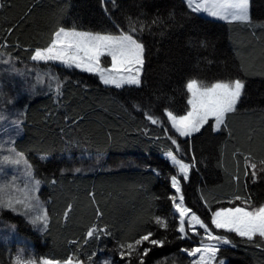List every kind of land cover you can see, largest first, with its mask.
<instances>
[{
  "label": "trees",
  "instance_id": "obj_1",
  "mask_svg": "<svg viewBox=\"0 0 264 264\" xmlns=\"http://www.w3.org/2000/svg\"><path fill=\"white\" fill-rule=\"evenodd\" d=\"M0 4V55L18 68L32 66L54 76L43 85L30 78L34 91L30 94L25 77L4 74L0 90L2 113L11 108L20 127L13 147L28 159L42 185L39 197L48 226L39 233L10 211L2 218L37 257L100 264L107 256L112 264H138V253L128 256L120 246L153 232V239L166 238V243L138 246L151 248L144 264H189L184 249L192 244L177 238L179 222L170 199L175 190L169 178L177 173L163 159L169 150L176 154L167 138L172 135L183 149L178 158L195 165L189 180H182L185 205L205 223L211 225L213 211L241 202L236 196L249 198L255 206L264 204V172L256 181L250 170L247 177L244 174V156L257 165L264 160V0H251L250 23L210 20L191 13L184 0H115L114 5L104 0H0ZM117 26L123 30L135 26L134 36L145 45L139 87L114 89L96 75L32 62L35 50L47 47L59 27L116 33ZM193 78L205 84L240 79L245 87L237 111L228 115L219 132L209 123L184 139L171 131L166 114H187L186 82ZM145 113L159 117L163 126L151 124ZM84 156L103 159L88 170L89 160L85 166L79 162ZM127 164L135 168H123ZM237 175L238 182L233 179ZM156 218L165 220L168 229L157 225ZM92 227L108 234L88 238ZM225 235L236 246L221 248L219 259L226 264H264V243L257 247ZM16 248L0 245V264H13ZM121 251L126 253L123 258Z\"/></svg>",
  "mask_w": 264,
  "mask_h": 264
},
{
  "label": "snow or ice",
  "instance_id": "obj_2",
  "mask_svg": "<svg viewBox=\"0 0 264 264\" xmlns=\"http://www.w3.org/2000/svg\"><path fill=\"white\" fill-rule=\"evenodd\" d=\"M106 3L114 5L115 0H106ZM186 6L191 13H206L209 17L221 21L250 23V0H186ZM0 7L3 5L0 4ZM136 31L135 26H131L128 30L120 29L117 26L116 33L59 27L54 32L49 45L43 49L35 50L31 59L44 63L56 62L67 68H75L85 73L94 74L102 84L116 89L132 85L139 87L145 64V45L138 37L134 36ZM3 43L6 44V41ZM202 46H206V44L202 43ZM105 57L109 59L102 62V58ZM3 62L9 63L10 61L4 59ZM244 87V82L240 79L217 81L210 84L198 82L194 78L190 79L186 82V91L190 94V98L187 100V104L191 106L190 110L185 115H174L172 111H167V121L170 122L175 133L179 134V137H191L193 133L200 132L209 123V120L213 121L214 130L220 131L222 126H226L228 115L237 111V105L243 95ZM56 92L57 94L60 92L59 84H57ZM136 107L139 109V106ZM145 115L151 124L163 126L159 117L148 113ZM167 138L175 146L176 152L174 154L172 150H169L165 155L177 169V174H173L169 178L170 187L175 190V194L171 195L170 199L174 204V213H178L179 223L175 230L180 233V236L177 238H190V234L201 237L198 246L184 249L189 257H195L191 264H223L222 261H217V253L221 250V246L231 245L235 247L236 245L229 236L209 228V225L195 211L185 205L182 180L187 181L189 179L190 171L195 165L191 162L185 163L178 158L183 149L174 135ZM15 156L16 158L11 159L10 162L20 164L23 161V155L15 153ZM192 160H195L194 156ZM244 162L245 177L249 175L250 170L253 181H255L259 172H264V160L260 161L259 172L257 163L252 162L250 156H244ZM153 172L156 173L158 170L153 169ZM233 179L238 182L239 176H234ZM38 187L39 181H35L32 190H26L25 194L17 199L0 195V208L7 207L12 211H19L20 209L16 205L20 204L23 209H31L34 206L42 209V205L35 195ZM2 191L0 189V192ZM235 199L241 201V206L227 207L213 212L210 222L214 225L215 230L235 234L236 237H240L246 242H255L256 246L259 247L261 243H264V205L253 206L250 199L246 197L236 196ZM68 210L70 211V208ZM65 215H67V211ZM97 215L102 216V213L97 210ZM31 223L42 225L43 229H47V212L42 210L39 215L31 219ZM155 223L164 229H168L167 222L161 218H156ZM197 226L203 231L199 232ZM100 233L108 234L106 229L92 227L86 235L88 238H92ZM154 235L153 232H147L134 243L120 247L126 248L128 256L137 252L138 264H144L143 257L148 255L151 248L138 250V246L147 243L152 246L163 247L166 243V238L153 239ZM125 255V251L120 252L122 258ZM17 264H21L19 259ZM27 264H35V261L29 260ZM42 264H60V262L45 259ZM64 264H74V261L69 258L64 261ZM76 264H82V262L77 260ZM100 264H107V262L101 261ZM126 264H130V262H126Z\"/></svg>",
  "mask_w": 264,
  "mask_h": 264
},
{
  "label": "rangeland",
  "instance_id": "obj_3",
  "mask_svg": "<svg viewBox=\"0 0 264 264\" xmlns=\"http://www.w3.org/2000/svg\"><path fill=\"white\" fill-rule=\"evenodd\" d=\"M104 2H106V0H104ZM250 15H251V0H250ZM4 59H7V58L4 57L3 55H0V90L3 88V85H2L3 81L2 80H4V74L5 75L7 74L6 76H8V77L13 76V75H15L17 77H25V79H27L28 81L31 78L34 81L36 80L37 84H40V83L42 84L43 81L50 82L51 80L52 81L54 80L53 79L54 76L52 74H50V73L49 74L38 73V69L36 67L25 66L24 68H22V67L18 68L9 59H8L10 61L9 63H4L3 62ZM108 59L109 58H107V57L102 58V62H105ZM32 62L39 63V64L44 63V62H37V61H33V60H32ZM49 63L54 64V65L63 66V65H60L59 63H56V62H48L45 64H49ZM105 66H107V64H105ZM64 67H66V66H64ZM33 70L37 71L38 74H35L34 72H32ZM83 73H85V72H83ZM87 74H91V73H87ZM91 75H94V74H91ZM141 79H142V76H141ZM29 85H31L30 81L28 83L26 82V84L24 86L25 91L27 93L32 94L34 91H33V89L30 88ZM106 87H111V86H106ZM125 87H137V86L132 85V86H125ZM111 88H114V87H111ZM114 89H116V88H114ZM243 92H244V90H243ZM242 96H241V99H242ZM189 98H190V94H189ZM241 99H240V101H241ZM239 103H238V105H239ZM238 105H237V107H238ZM188 106H189V109H188V111H189L191 106L190 105H188ZM4 108H5V106H3V108H0V189L3 190L2 192H0V195H3L6 198L17 199V198H21L25 194L26 190L31 191L35 185V181H39V180L36 179L35 174H34V170H33L32 166L30 165L28 159L25 156H23V161L20 164H14V163L10 162L11 159L16 158L15 153H18L16 151L13 152L12 150L14 149V147H13L14 140L20 135V127H19L18 120H17L16 115L13 112V110L11 108L5 109V113H2L4 111L3 110ZM166 116H167V114H166ZM167 122L171 128L170 122L169 121H167ZM209 123L212 124L211 126L214 129L213 121L209 120ZM208 124H206L204 127H206ZM201 130H200V132H201ZM171 131L177 137H179V134L175 133L174 129L171 128ZM200 132H198V133H200ZM217 132H219V131H217ZM198 133H193L192 136H194ZM181 138L185 139L188 137H181ZM102 159H103L102 157L84 156L83 158H80L79 162L82 164L83 162H86L87 160H89V162H88L89 164L87 166V169L88 170H94L95 167L98 166L99 162ZM163 159L166 160L170 164L171 167L176 169V167L173 166L171 164V162L166 158V155L163 157ZM70 162H71V160H70ZM95 164H97V165H95ZM26 165H28L30 167H27ZM82 165H84V163ZM141 166L143 167V165H141ZM123 168L130 169V168H135V167H134V164H127ZM257 170L259 172V165H258ZM176 173H177V169H176ZM190 173H191V171H190ZM262 173L263 172H259V174L255 178V181L260 178V175ZM189 177H190V175H189ZM41 187H42V185L39 181V187H38V190H36L35 195L38 197L40 205H42V209L40 207H35V206L31 209H23L20 204L16 205V207L18 209H20L19 211H12L10 208H7V207L0 208V245H4V246L16 245L17 248H16L15 256L13 257V264H17L18 259L20 260L21 264H27V262L29 260L35 261V264H42V261L45 260L44 258L37 257L34 254V252L32 251L31 246L28 243V241L17 233V230L13 225H10L7 221H5L2 218L3 213H5L6 211H10L11 214L14 216H22L25 219V221L29 222V224L32 225V227L35 231L42 233L44 231V229L42 228V225H34L31 223V219L34 216L39 215L42 210L45 211V209H46L45 203L42 202V200L39 197ZM236 206H241V202H238V201L232 202L231 204L223 206L217 210L227 208V207H236ZM253 206H255V205H253ZM217 210H215V211H217ZM215 211H213V212H215ZM212 213H211V215H212ZM175 214L178 217V213H175ZM186 227H187V225H186ZM209 228H211L215 232H218L221 234H232V233H223L222 230H215L214 225H212V224L209 225ZM197 230L199 232L203 231L202 229H199L198 226H197ZM233 235H235V234H233ZM183 240L190 242L192 244V248H193V247H196L199 245L201 237L197 236V235H191L190 234V238H185ZM225 247H233V246H231V245L221 246V248H225ZM184 254L189 258L187 260L189 261V264H191V261L194 260L195 257H189L187 255L186 251H184ZM218 254H219V252L217 253V261L218 262L222 261L223 264H226V261L218 258ZM103 258L104 259H101V261L107 262V264H112V261H113L112 259L107 258V256H105ZM73 261H74V264H76V261L75 260H73ZM60 264H64V263L60 262ZM82 264H85V263L82 262Z\"/></svg>",
  "mask_w": 264,
  "mask_h": 264
},
{
  "label": "crops",
  "instance_id": "obj_4",
  "mask_svg": "<svg viewBox=\"0 0 264 264\" xmlns=\"http://www.w3.org/2000/svg\"><path fill=\"white\" fill-rule=\"evenodd\" d=\"M185 4H186V0H184ZM190 10V9H189ZM197 15L199 16H202V17H205V18H208L210 20H213V21H216V22H222V23H229V22H226V21H221V20H218V19H215L213 17H209L206 13H196ZM251 16V15H250ZM251 18V17H250ZM251 21V19H250ZM238 22V21H237ZM234 23V22H232Z\"/></svg>",
  "mask_w": 264,
  "mask_h": 264
},
{
  "label": "bare ground",
  "instance_id": "obj_5",
  "mask_svg": "<svg viewBox=\"0 0 264 264\" xmlns=\"http://www.w3.org/2000/svg\"><path fill=\"white\" fill-rule=\"evenodd\" d=\"M242 101V100H241Z\"/></svg>",
  "mask_w": 264,
  "mask_h": 264
}]
</instances>
